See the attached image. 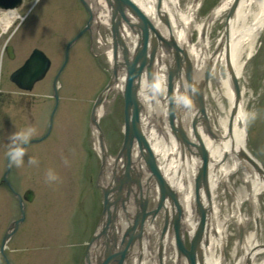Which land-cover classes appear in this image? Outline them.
<instances>
[{
    "label": "bare ground",
    "instance_id": "bare-ground-1",
    "mask_svg": "<svg viewBox=\"0 0 264 264\" xmlns=\"http://www.w3.org/2000/svg\"><path fill=\"white\" fill-rule=\"evenodd\" d=\"M106 1L107 3L112 2V0ZM231 1L220 0L209 11L208 17H197L195 12L198 7V0H186L181 6L178 0H161L162 16L169 22L167 28L171 25V33L174 34L180 45L186 46L189 35L195 33L189 51L193 61L192 73L198 80L202 78L204 70L207 71L206 68L209 65V77L205 88L207 127L205 124L199 123L193 131L190 118L193 113L198 114V110L194 109L192 103L188 100V89H177L175 100L180 103L181 109L178 108L177 110L176 107H173L174 119L166 117L167 108L164 104L167 98L162 93L166 85L165 60L167 54L163 51H155L154 54L157 55V59L153 61L155 64L154 79L147 81L144 74L145 70L141 68L138 77L133 82L137 91L136 95L143 102L145 108L142 111L140 110L136 121L137 128L132 130L134 135L129 136V144L132 145L131 153L126 157L129 160L125 165L120 166V163L116 168L119 171L118 177L121 180L125 181L131 177L138 181L132 182L124 190L125 193L120 196L123 206L127 207L129 205L131 197H134L137 203H142V200L137 199V193L141 197L143 191H145L151 198H155V202L158 198L159 202L156 204L158 221H161L162 216L166 218V221L163 222L165 223L163 228H161V225L157 227L154 223L155 219L153 220L154 215L147 216V221L143 226L147 233L144 245L149 254L144 257L145 251L136 250L133 254L137 253L141 256L132 255V257H127L126 264H189L186 256L181 252L176 251L175 253L173 236L175 235L174 230L177 229L175 228L177 221L180 223L181 230L184 228L188 229L190 233L194 232L196 223H199L197 206H199V210L200 207H203L206 215L207 207L211 206L212 212L210 211L211 216L207 222L208 225L203 228L207 234L206 240L203 242L199 238L197 246L194 244L195 248L200 256L204 257V264H224L221 254L217 250L220 245L226 242L223 237V235H226V230L223 228H225L224 221L228 219L224 217L222 224L221 221H218L220 217L217 212L226 200L225 198L220 201L219 198V195L225 192L221 184L230 189L234 197V202L231 204L232 215L230 216L235 214V216L240 217L239 220L242 223L244 221L252 224V229L244 234L243 247H241L239 255L235 251V246L234 252L237 255L232 264H264V240H258L260 234L264 235V231H261L262 223L260 220L262 218L264 223V211L261 210V204H259V196L264 192V178L251 168H249V172H239L240 166L248 165V162L240 160L237 156L245 140V135L242 137L240 132L243 125L240 114L244 110V106L243 104L239 106L233 129L228 131L227 121L234 94L229 85V74L224 77L220 72V67L226 63L224 60L225 50L229 53L228 62L234 75L239 74L244 57H249L253 53L256 38L264 25V0H238L236 12L229 21L227 37L225 35L221 41L219 40L218 44L220 45H216L218 48L215 52H209L207 50L209 27L229 7ZM101 2L104 5L105 1L102 0ZM130 3L150 20L152 34H163V30L167 25H164L163 18L161 19L158 16L156 0H130L126 5H122L121 9L116 11V14H111L110 18L105 13L102 21L106 26H108V22L112 24L113 19L119 21V34L116 36V39H118L116 46L119 48H121V44L128 47L135 44L134 41H136L138 20L129 8ZM8 18L10 20L14 18L13 11L2 10L0 13L1 27L5 28L8 25ZM118 36L124 37V41H120ZM95 38L99 41V44L106 46L102 37L96 35ZM145 39L150 42L156 37L147 33ZM164 39L165 36L162 35L161 39L158 38V42H162ZM125 41L130 45H127ZM106 53L108 59H112L110 48L107 47ZM28 54L26 53L25 56H28ZM144 66L145 64L142 65V67ZM148 74L151 78V73ZM211 75L214 76V85L211 82ZM118 76V82L122 86V71L118 73ZM200 82L203 86L204 78ZM193 84H196V81ZM150 85H155L160 95L157 96L155 92L153 94ZM194 88L195 86H193L192 91ZM193 94L197 97L200 96L199 92ZM155 97L160 99L158 100ZM220 99H224V101L222 102ZM184 101H187V103ZM158 112L159 118L157 117ZM178 137L181 138V142L185 141L194 145L189 144V151L183 149L177 143ZM192 137L193 140L190 142ZM201 146L206 149L209 158L204 176L198 172L201 160L198 159L197 150ZM139 151L143 153L142 156ZM152 153L156 157L155 161L152 159ZM144 159L145 161L148 159L149 164H144ZM197 174L200 182L198 186L196 185ZM105 175L107 176V173ZM231 175H236L239 179L237 180L235 176V180H237L236 188L230 182ZM162 181L170 185L163 193L160 189L162 188ZM219 186L222 189L218 188ZM204 187L207 189L208 196ZM114 188H116V184H114ZM143 201L145 200L143 199ZM243 203L247 204L248 211L240 216L239 205ZM150 220H153V223H149ZM205 222L204 219L203 223ZM156 233H158V236Z\"/></svg>",
    "mask_w": 264,
    "mask_h": 264
},
{
    "label": "rangeland",
    "instance_id": "rangeland-1",
    "mask_svg": "<svg viewBox=\"0 0 264 264\" xmlns=\"http://www.w3.org/2000/svg\"><path fill=\"white\" fill-rule=\"evenodd\" d=\"M185 1L180 0V6ZM217 1L199 0L196 16L204 17ZM66 3L72 7L76 4L70 0ZM37 8L34 6L28 11L15 35L8 39L14 45L12 59L7 58L1 47L5 36L0 38V175L4 169L9 133L30 126L34 130L31 138L46 130L54 103L50 96L51 79L62 60L66 41L78 28L68 16L72 10L58 9L41 16V25L34 35L28 32V28ZM72 13L77 16L75 18L82 17V13ZM223 17L224 12L209 27V51L220 33ZM191 38H195L194 32ZM32 45L44 49L51 64L45 78L26 93L16 88L7 75L25 58ZM87 45L88 42L83 39L81 43L80 38L70 46L59 74L58 102L48 133L39 142L26 146L24 162L19 167L11 166L10 178L16 189L21 192L31 188L34 192L33 200L25 202L23 222L8 243L7 254L13 264H81L85 240L97 221L101 195L95 186V176L99 161L87 114L92 99L108 78L109 69L105 52L97 48V57H94ZM220 72L224 74L222 66ZM211 78L214 85V76ZM240 81L245 90L244 110L256 112V118L249 121L246 128L249 149L264 165V25L258 33L252 56L244 63ZM104 106L99 124L108 154L113 156L122 138V99L119 93L111 92ZM29 156L35 157L37 163L28 164ZM49 170L55 174L54 180L46 179ZM239 172L243 173L242 170ZM235 176H230L234 188L239 180L237 176L235 180ZM218 188L222 189L221 186ZM219 198L220 201L226 198L217 214L221 221L230 217L224 223L229 244H232L236 238L235 218L230 216L232 200L225 192ZM259 204L264 211L263 194L259 196ZM242 211H248L247 204H242ZM17 214L16 202L0 186V234L6 222ZM260 220L261 231H264L262 218ZM245 227L248 232L252 224L246 223ZM258 240L263 241L264 235L260 234ZM227 262L231 263V260Z\"/></svg>",
    "mask_w": 264,
    "mask_h": 264
},
{
    "label": "water",
    "instance_id": "water-1",
    "mask_svg": "<svg viewBox=\"0 0 264 264\" xmlns=\"http://www.w3.org/2000/svg\"><path fill=\"white\" fill-rule=\"evenodd\" d=\"M238 0H232V3H231V6H230V9H229V12L227 14V18L225 20V26H224V34L226 35L227 34V26H228V19L230 16H232L233 12H234V9H235V6H236V3H237ZM129 2V0H114V3H115V12L118 10V9H121L120 7L122 5H126L127 3ZM156 7L158 8V16H160V18L162 19L163 16H162V10L160 8V0H158L157 4H156ZM131 12L137 17V29H140L139 30V39H138V42H139V47L137 48L136 50V53H135V59L138 63V66H135V69L134 67L131 68L129 65L126 64V71L128 73V81H127V90H126V93L124 95V99H125V110H124V116H125V131H124V140H123V145H122V148L121 150L119 151L118 154H122L124 156H127V152H128V149H129V139L130 137L129 136H132L134 135V128H137L136 126V121L138 119L137 117V110L138 108L140 107V103L136 97V94H135V86L133 85L132 83V80H134V78H136L139 74V71H140V68L142 67L143 64H146V69L148 72H150V66H151V63H152V57H153V51L154 49H156V47H163L165 49V51L169 54V56L171 57L172 59V62L171 64H168V92H169V95L171 94V88H172V80L174 78L178 79L179 81V84H180V87H182V89H184V83H186V88L189 90V97H193V99L195 100L196 104L200 107V110L202 111V90H201V83H198V84H192V77H191V63L190 61L187 59L186 57V53H185V50L183 49V47H181L180 45H178L172 35H171V30L168 27V21L167 19L164 20V25H166V27L164 28L163 30V27H162V30H163V34H159V33H156V34H152L153 30H152V27H151V22L150 20L144 15L142 14V12H140L139 9H137L132 3H130V6H129ZM119 21L114 19L113 23L114 25L117 24ZM162 32V31H161ZM148 34H151L152 36L156 37V39L154 40H151V49H150V52L149 54L147 55V53H145V47H146V44H145V36ZM162 35L165 36V39L162 40V42H158V38L161 39ZM35 61H37V64H38V69L40 67H43L44 66V62L42 59H35ZM225 61H226V67H227V71H228V74H230V80H231V83H232V88H233V91L235 93V98H234V102H233V105H232V109H231V114H230V120H229V128L231 127V124H232V120H233V117L235 115V112H236V107H237V104H238V100H239V88H238V84H237V80L234 78V75L232 74L230 68H229V54L226 52L225 54ZM136 65V64H135ZM25 69V68H24ZM115 70V68H114ZM181 72H183V76H184V80L182 79V75L180 74ZM205 76H206V73H205ZM32 81L31 80H28V82L30 83ZM131 81V83H130ZM193 86H195V88L193 89L192 91V88ZM194 92H199L200 93V96L197 97L195 94H193ZM173 107H174V104L169 103V108H168V113H169V118L172 119L173 117ZM92 122L94 124H96L95 120L92 119ZM195 123V120H193V123H192V126H193V129L194 128V124ZM179 140V142L181 143L180 145L182 146V143L185 144L187 147H189V144L188 142H181V138H177ZM192 142V141H190ZM192 144V143H191ZM190 144V145H191ZM194 144H192L193 146ZM196 148V146H195ZM197 150V149H196ZM197 154L199 155V158L201 159V163L200 165L198 166V172L204 176L205 175V172H206V169H207V153H206V150L204 149V147H198V150H197ZM238 157L239 159L241 160H244L246 162H248L250 164V166L258 173L260 174L263 178H264V171L258 166V164L249 156L247 155L242 149L239 150V154H238ZM146 161L148 162L149 160L146 159ZM149 164V163H148ZM200 184L199 182V175L197 174V177H196V185L198 186ZM263 185H264V182H263ZM168 185L166 184V182L162 181V188L161 189V193H163L165 190H167ZM205 188V193L206 195L208 196V192H207V189L206 187ZM24 197H26L27 199H30V192L28 193H25L24 194ZM107 203L105 202V209L107 210ZM115 207L117 206V204L114 205ZM197 206V205H196ZM198 208V214H199V223L197 225V228L195 230V233L194 235L192 236L191 238V241H190V249L189 250H185L183 248V244H182V240H181V228L179 226V221L176 222V227L177 229H175V232H176V236H175V241H176V246H177V250L178 252H181L183 253L186 258H187V261L189 264H203L202 262V257L200 256V253L197 252L196 248H195V245L197 246L198 244V239L201 238L202 236V231H203V221H204V217H205V209L203 207H200V210H199V206H197ZM209 210V207H207V212ZM178 213H179V210H178ZM141 219H139L138 222H140ZM241 235V229L239 228V236ZM97 235H95V238H96ZM195 244V245H194ZM120 254V253H119ZM118 254V255H119ZM116 255H112L111 257H114ZM122 256V253L120 254V256L117 258L115 257V262L116 264H120L121 262V257Z\"/></svg>",
    "mask_w": 264,
    "mask_h": 264
},
{
    "label": "clouds",
    "instance_id": "clouds-1",
    "mask_svg": "<svg viewBox=\"0 0 264 264\" xmlns=\"http://www.w3.org/2000/svg\"><path fill=\"white\" fill-rule=\"evenodd\" d=\"M249 95H251V92H249ZM184 102L187 103V101ZM255 118V111L248 112L242 110L240 114V119L244 122V127L240 129L242 137L246 135L247 123L251 120H254ZM33 131V128L29 126L24 129L16 130L9 133L5 153L9 167L13 165L19 167L24 162V156L26 152L25 146L29 142V138L32 135ZM27 162L28 164H36L37 160L35 157L29 156ZM55 178V174L51 170H49L47 172L46 179L54 180Z\"/></svg>",
    "mask_w": 264,
    "mask_h": 264
}]
</instances>
